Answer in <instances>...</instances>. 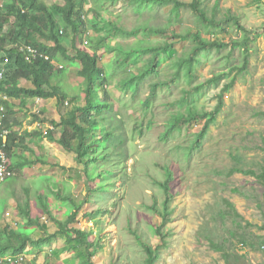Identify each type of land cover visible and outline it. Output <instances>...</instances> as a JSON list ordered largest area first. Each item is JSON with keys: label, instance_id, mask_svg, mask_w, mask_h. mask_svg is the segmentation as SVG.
<instances>
[{"label": "rangeland", "instance_id": "1", "mask_svg": "<svg viewBox=\"0 0 264 264\" xmlns=\"http://www.w3.org/2000/svg\"><path fill=\"white\" fill-rule=\"evenodd\" d=\"M105 1L87 0L89 21L90 10L96 9L104 13L106 21H113L126 30L144 25L169 29L166 36H145L140 32L138 37L109 39V46H159L172 31L185 34L197 29L203 31L208 39L222 40L226 46L199 55L200 62L193 66L190 78L184 77L181 71L174 82L175 61L187 56L194 44L188 37L182 47H173L171 58L159 55L157 74L142 82L135 94L130 91L122 93L112 86L117 84L124 70L113 75L107 88L113 100V119L106 127L104 118H97V138L102 137L107 128L117 130L124 141L122 146L117 145V150L123 151L125 173L117 175V181L110 189L108 187L105 194L93 192L94 183L86 188L81 165L75 162L72 153L65 152L55 141H29L28 145L33 147L34 153L22 156L29 160H34L35 155L46 157L47 163L30 164L22 175L8 179L7 184L10 185H2L0 232L6 224L15 229L25 222L16 205L24 203L25 194L21 188L27 186L34 189L37 195H46L48 204V212H42L41 207L35 204L36 194L32 190L31 217L37 218L40 227L30 234V238L56 235L47 246H39L42 248L28 246L26 254L20 257L22 260L7 257L0 259V264H82L85 256L83 247L73 245L68 248L70 241L64 234H57L58 222L65 219L66 209L48 192L47 188L51 185L61 192V196L63 193L70 194L75 205H79L73 226L82 232L87 231L88 242L96 246L93 264H144L146 253L139 243L141 241L153 249L158 246L159 258L155 264H226L221 254L212 250L210 240L223 244L229 250L230 264H264V251L258 249L259 239L264 236V186L253 176L242 173L228 175L234 168L255 173L264 168V0H202L206 14L221 22L224 31L204 30L187 6L179 10L175 24L167 26L174 19L170 12L171 3L160 8L142 7L137 10L124 1L114 4L107 1L104 4ZM176 1L188 4L191 0ZM216 2L218 6L214 12ZM44 3L63 5L62 0H44ZM227 17L232 18L228 21ZM5 29L6 26H3L0 35L5 33ZM99 35H105L104 27L82 31L77 47L87 50L89 43L94 45ZM85 41L88 45L84 44ZM232 42L240 44L234 46ZM68 52L74 54L71 49ZM98 54L101 56L99 69L111 75L115 54L105 51ZM149 57L150 54H145L137 59V68L146 65ZM134 69L130 66L125 70ZM62 71L72 86L81 84L77 63L65 66ZM223 73L226 75L218 78L217 82L204 84L206 80ZM164 82L168 84H158ZM150 83L156 85L153 97L150 96ZM225 85L229 89L223 94V106L198 146H194L193 142L205 119L183 126L182 130L167 139L161 137L166 130L165 121L171 120L175 114H183L188 108L212 111L217 95ZM199 86L202 88L196 92L194 88ZM13 106L19 114V131L32 133L46 125L34 120L36 116L59 123L60 117L67 115L71 104L67 101L58 107L55 100L42 99L38 105L36 100H28L24 107H19L17 102ZM117 162L124 163L119 159L108 162L107 166L116 169L120 167ZM159 165L167 166L173 174L171 199L167 203L169 216L166 219L157 214V211H162L164 202V194L156 183V180L164 178ZM89 175L91 179V171ZM105 178L109 183L112 174ZM100 179L103 180L102 176ZM12 191H17L16 197ZM155 199L156 212L151 208ZM156 220L165 234L164 246L162 239L153 232L158 225ZM24 229L28 228L25 226ZM230 233L236 237H230ZM240 235L255 249L237 245ZM88 251L93 252V247H89Z\"/></svg>", "mask_w": 264, "mask_h": 264}, {"label": "trees", "instance_id": "2", "mask_svg": "<svg viewBox=\"0 0 264 264\" xmlns=\"http://www.w3.org/2000/svg\"><path fill=\"white\" fill-rule=\"evenodd\" d=\"M2 1V0H0ZM114 4L118 1H124L127 5H133L137 10L142 7H162L164 4H172L171 14L174 15V19L168 22L167 26L175 24L179 18V10L187 6L191 12L197 18L199 24L206 29H215L224 31L222 29L221 22L215 19V17H209L205 10L202 8V0H191L188 4L179 3L176 0H107ZM105 1L104 3H106ZM260 2L261 0H255ZM18 3H21L22 8L18 7ZM63 5H51L46 7L40 0H27L23 3L22 0H4L0 5V34L3 33L2 27L6 26V34L1 35L0 41L4 45L3 53L9 57V72L6 73L4 79L0 80V94L2 97L7 98L9 101L18 102L19 107H24L28 100H34L40 98L43 100L55 99L57 105H63L65 101H69L72 108L68 112L67 118H60L59 123L51 122L52 129H46L42 127L39 131L32 133H24L18 135L12 131L7 138L5 145L6 156L12 159L9 163L10 168L8 169L11 173H15V176L23 174V170L30 164L45 165L46 157H39L35 155L34 160H29L22 156V153L30 154L34 153V150L28 146L29 141L36 139V142H42L46 140L48 142H56L61 148L67 153L74 155V160L77 164L81 165V175L85 178L86 188L90 183H94L93 192L102 194L108 192V187L112 186L114 182V175L119 173H125L124 164H121V170L108 167V162H115L120 159L119 155L115 152H110L108 147L112 149L117 145L116 129H106L105 134L97 138V130L99 123L98 117L104 118L105 122H108L109 114L112 112L113 104L109 97L107 88L112 83L113 75L117 71L120 73V78L117 84L112 86L119 91L132 92L135 94L140 84L147 80L151 75L157 74V66L159 65V55H167L171 58L174 55L173 47L182 45L187 42L188 37L193 41V45L190 51L186 54L187 56L175 61L176 72L174 74L173 81L183 71L184 77L190 78L191 72L194 65H198L200 62L198 56L202 53H208L211 50H220L224 46V42L218 39H208L205 37L203 31L197 29L195 32H187L185 34H179L178 31H172L165 37L166 41L159 46H138L124 48L120 44L113 46L107 45V39L114 38H132L140 36V32L143 35L149 36L150 34H158L166 36L169 29H154L148 26H140L131 30H126L125 27L117 26L114 22H106L103 18H100L98 11L93 12L92 21L89 23L84 19L86 11L84 9L86 0H63ZM218 3L214 6V12L216 11ZM100 18V19H99ZM232 17H227V20H231ZM233 20L236 21L234 18ZM68 27L69 29V41L70 45L74 50L72 57L67 55L64 44L61 41L59 32L61 25ZM91 24L93 28H98L101 24L105 26V35H99L97 44L93 48V55L88 54L85 51L74 48V44L80 35ZM6 38L13 44H26L37 48L40 52L48 56V61L43 59H37L34 62H25L19 47L15 46L10 49L5 48L6 44L3 42ZM52 44V45H51ZM234 46L239 45V42H232ZM14 46V45H13ZM104 49L107 53H114V71L111 75H108L104 70L101 72L99 69L100 58H98L97 52ZM176 50V49H175ZM150 54V57L146 65L137 68V59H141L143 55ZM71 62H76L79 65L77 76L81 79V84L77 87L72 86L69 82L68 77L62 69L58 68V65H67ZM55 64V65H54ZM132 66L134 71H126L125 69ZM226 74H220L211 79L205 81L204 84L210 85L217 82L218 78ZM109 78H111L109 80ZM188 80V79H187ZM24 81V83L22 82ZM190 81V80H188ZM232 82V81H231ZM160 85L168 84L167 82L158 83ZM203 84V85H204ZM202 85V86H203ZM202 86L195 87L194 90L199 92ZM150 96H154L156 85L150 83ZM228 85H225L222 91L217 95V103L212 111H196L192 108H188L183 114L177 113L171 118V120L165 121L166 130L161 134L162 138H166L173 132H179L183 129V126H187L192 122L204 120L205 123L201 130L196 134L193 142L194 146H198L204 135L207 133L209 125L214 122L216 115L219 113L223 106V94L227 92ZM81 93L84 94V102H81ZM3 100H0L2 103ZM17 111L7 108L4 128H11L13 125H18L19 122ZM112 117L110 118L112 122ZM34 120H40L37 116ZM45 119L40 120V124H45ZM59 128V129H57ZM93 132L92 136L90 133ZM93 139H92V138ZM96 139H95V138ZM92 139V140H91ZM118 144L122 146V142L118 141ZM264 150V149H263ZM108 151V152H107ZM86 152V154H84ZM110 152V153H109ZM89 154V157H85ZM118 163V162H117ZM160 166V165H159ZM164 175L163 180L156 183L161 186L164 194V202L162 211H157L155 208L156 199L151 208L154 212L166 219L169 216L167 209V203L171 199L170 183L172 181V170L167 166H160ZM91 171L92 178L90 179L89 172ZM112 174V178L109 183H106L105 176ZM233 173H242L244 175L253 176L259 179L264 186V168H261L260 173H255L252 170H240L237 168L231 169L228 175ZM102 176L103 180L100 179ZM8 179L0 184H7ZM103 182V183H102ZM12 184V183H11ZM24 192V203L22 205H16L19 210V214L23 216L25 220L21 226H17L13 229L10 224H6L3 230L0 232V259L7 257H17V261L22 260L21 255L26 254L27 246L41 248L39 246H47L50 244L56 233L51 236H42L37 239H31V233L38 229L40 225L36 217H31V192H36L32 188L27 186L21 188ZM57 189V188H56ZM51 185L47 188L50 194H53L56 199L60 200V203L64 205L65 219L58 222L59 229L57 234H64L67 241H70L68 248L82 246L86 253L83 256L82 264H93L94 262V250L96 246L88 242L87 231H80L73 225L77 216L79 205H75L73 199L70 198V194L56 191ZM36 190V189H35ZM17 191H12L13 196H17ZM68 192V191H67ZM35 204H38L42 212H48L47 196L37 195L35 196ZM231 209V208H230ZM232 211V209H231ZM237 215V214H236ZM156 224L158 221L156 220ZM28 229H24V227ZM71 226V227H70ZM241 227V225L238 224ZM161 225H156L153 229L154 234L162 239V245L166 244L163 241L164 233L160 230ZM264 229V225L262 226ZM71 233V235H70ZM230 237H236L234 233L229 234ZM140 240L138 239V242ZM142 244L146 257L144 264H155L159 258L158 246L153 249L150 245L145 242H139ZM212 250L221 254L222 259L226 264L229 262V250L223 247L217 241H209ZM237 245L242 247H248L255 249L254 245L248 243L243 235H240L237 240ZM93 247V252H89L88 248ZM210 247V248H211ZM95 248V249H94ZM233 249H237L235 246ZM258 249L264 251V236L259 239ZM5 264V263H4ZM12 264V263H11ZM47 264V263H46Z\"/></svg>", "mask_w": 264, "mask_h": 264}, {"label": "clouds", "instance_id": "3", "mask_svg": "<svg viewBox=\"0 0 264 264\" xmlns=\"http://www.w3.org/2000/svg\"><path fill=\"white\" fill-rule=\"evenodd\" d=\"M4 0H2V1H0V5H2V2H3ZM23 1V3H25L27 0H22ZM63 1V0H62ZM40 2L42 3V4H45L44 3V0H40ZM64 4V3H63ZM87 4H88V2H87V0H86V4H85V7H84V9H85V11H86V7H87ZM105 4V3H104ZM18 5V7L19 8H22V5H21V3H18L17 4ZM52 5V4H51ZM51 5H47V4H45V6L46 7H51ZM60 6H62V5H60ZM94 11H96V9H91L90 10V13H91V18H90V21H89V19L87 18V11H86V14H85V16H84V19L87 21V22H91L92 21V16H93V12ZM99 13H100V18H103L104 20H106V18H104L103 17V12L101 13V11H98ZM99 18V19H100ZM106 22H109V21H106ZM111 22H113V21H111ZM115 23V22H114ZM60 25H61V30H60V32H59V35H60V37H61V41H62V43L64 44V47H65V49H66V52H67V55L68 56H70V57H72L74 54H69V52H68V49H71V50H73V48L71 47V45H70V41H69V36H70V34H69V29H68V27H66V26H64V25H62L61 24V22H60ZM101 27H104V29H105V26H104V24H101L98 28H101ZM88 28H93L92 26H91V24H88V26H87V30H88ZM85 29V30H86ZM93 29H97V28H93ZM84 31V30H83ZM105 32H106V30H105ZM82 33V32H81ZM81 33H80V35H81ZM5 34H6V29H5ZM80 35L78 36V38L80 37ZM104 36V35H103ZM0 38H1V35H0ZM78 38H77V40H76V42H75V44H74V48L75 49H78V50H82V51H85V52H87L88 54H90V55H93V48H94V46L97 44V41H96V43L93 45L92 43H89L90 45V47H87L86 49L87 50H85V49H80L79 47H77V41H79L78 40ZM114 37H111V38H108L107 39V45H108V40L109 39H113ZM117 39H119V38H117ZM5 44H6V46H5V48H8V49H10V48H12V47H15V46H17V47H19V49H20V51H21V53H22V57H23V59H24V61L25 62H29V63H31V62H34V61H36L37 59H43L44 61H48V56H46V54H44V53H42V52H40L37 48H35V47H32V46H30V45H26V44H24V43H22V44H13L10 40H9V38H6L4 41H3ZM84 44L85 45H88V42L87 41H85L84 42ZM14 45V46H13ZM52 45V44H51ZM109 46V45H108ZM3 48H4V45H2V43H1V41H0V80H2V79H4V77H5V75H6V73H8L9 72V62H10V60H9V57L5 54V53H3ZM103 52V51H105L104 49H101V50H99L98 52ZM73 52H74V50H73ZM98 52H97V55H98V58H101V56L98 54ZM74 63H76V62H71V63H69V64H67V65H63V68L65 67V66H68V65H70V64H74ZM78 64V63H77ZM55 65V64H54ZM58 68L59 69H62L63 70V68H62V66H60V65H58ZM78 68H79V65H78ZM23 83H24V81H22ZM120 92H122V93H126V92H123V91H120ZM132 93V92H131ZM133 94V93H132ZM3 100V102L2 103H0V168L1 167H4L5 168V173H6V175H5V177H4V179L2 180V181H0V184H2V183H4L7 179H11L12 177H16L15 176V173H11L8 169L10 168V166H9V163H10V161L12 160V159H9L7 156H6V152H5V145H6V141H7V138H8V136L10 135V133L13 131V128L15 127V125H13V126H11V128H4V122H5V116H6V111H7V108H11V109H13V110H15V111H17L16 109H15V107L13 106V104L15 103L14 101L12 102V101H9L7 98H5V97H2L1 96V94H0V100ZM34 100H36V104L38 105L39 103H40V101L42 100V99H40V98H36V99H34ZM49 100H55L54 98L53 99H49ZM49 100H45V101H49ZM55 102H56V100H55ZM65 102H67V101H65ZM64 102V103H65ZM81 102H84V94L83 93H81ZM18 103V102H17ZM63 103V104H64ZM71 104V103H70ZM112 104H113V100H112ZM18 105V104H17ZM56 105H57V102H56ZM58 107H61V106H63V105H60V104H58L57 105ZM72 108V105H71V107H70V109ZM70 109L67 111V115L66 116H64V117H62V118H67L68 117V112L70 111ZM113 109V108H112ZM17 113H18V111H17ZM19 115V114H18ZM38 117V116H37ZM112 117V112L109 114V118H108V122L106 123V127H107V124L109 123V125L111 124V120H110V118ZM39 118V117H38ZM61 118V117H60ZM40 119V118H39ZM45 119V121H46V125L44 126L45 127V129L43 130L44 132L46 131V129H52L53 130V126L51 125V122L53 121V120H49V119H47L46 120V118H44ZM41 120V119H40ZM40 120H37V121H40ZM17 121L19 122V119H17ZM49 121V122H48ZM60 121V120H59ZM54 122V121H53ZM48 124V125H47ZM42 127H40V129H41ZM57 129H59V128H57ZM108 129V128H107ZM110 129V128H109ZM116 132H117V130H116ZM178 132V131H177ZM174 133V132H173ZM173 133H171V135H173ZM169 137V136H168ZM168 137H166V138H164V139H167ZM33 140V139H32ZM116 141H117V145H119L118 144V141H120V142H122V145L124 144V141L123 140H121L120 139V137H119V134L117 133V137H116ZM35 142H36V139H35ZM115 146L113 149L111 148V147H108L109 148V150H110V152H111V150H112V152H115L117 155H119V157H120V159L124 162V159H123V151L122 150H117V148H118V146ZM119 146H121V145H119ZM109 152V153H110ZM89 155V154H88ZM125 163V162H124ZM118 165H120V167H116V169L118 168V169H120L121 170V164H119L118 163ZM170 169V168H169ZM171 170V169H170ZM117 175H122V173H119V174H116V175H114V182L113 183H115L116 181H117ZM172 176H173V174H172ZM173 179V178H172ZM113 185V184H112ZM158 185V184H157ZM160 186V185H159ZM110 187H111V185H110ZM160 188H161V186H160ZM162 190V189H161ZM28 247V246H27ZM32 248V247H31ZM42 248V247H41ZM31 251V250H30ZM86 253V252H85Z\"/></svg>", "mask_w": 264, "mask_h": 264}, {"label": "crops", "instance_id": "4", "mask_svg": "<svg viewBox=\"0 0 264 264\" xmlns=\"http://www.w3.org/2000/svg\"><path fill=\"white\" fill-rule=\"evenodd\" d=\"M18 104V103H17ZM18 117H19V115H18ZM17 126H19V124L18 125H15V127L13 128V131L14 132H16L19 136L20 135H23L24 133H23V131H19V129L17 128ZM43 133H44V131H43ZM28 146H30V145H28ZM32 149H33V147L32 146H30ZM34 150V149H33ZM22 154H25V153H22Z\"/></svg>", "mask_w": 264, "mask_h": 264}, {"label": "built area", "instance_id": "5", "mask_svg": "<svg viewBox=\"0 0 264 264\" xmlns=\"http://www.w3.org/2000/svg\"><path fill=\"white\" fill-rule=\"evenodd\" d=\"M6 173H5V168L1 167L0 168V181H2L5 177Z\"/></svg>", "mask_w": 264, "mask_h": 264}]
</instances>
